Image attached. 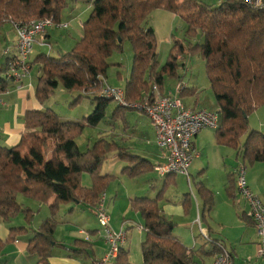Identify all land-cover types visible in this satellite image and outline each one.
<instances>
[{
  "label": "trees",
  "instance_id": "trees-1",
  "mask_svg": "<svg viewBox=\"0 0 264 264\" xmlns=\"http://www.w3.org/2000/svg\"><path fill=\"white\" fill-rule=\"evenodd\" d=\"M82 1L89 3L91 9L82 23L80 40L58 57L40 53L34 59L40 65L35 96L44 104L59 86L67 91H80L71 104L91 98L92 111L81 120H64L51 108L26 110L24 131L18 143L0 145V220L9 221L21 211L26 224H30L33 211L21 206L18 194L49 209V215L30 233L24 225L11 227L6 239L0 238V252L26 230L29 234L26 250L39 257L38 264H49L51 248L57 244L53 234L60 204L85 203L94 209L99 194L115 179V175L100 174L105 159L125 162L120 173L128 177L154 168L150 160L115 141L99 138L83 151L75 142L85 126H97L106 115L111 100L97 92L110 65L108 57L114 50H121L123 40H128L132 48L130 74L123 87L126 100L135 101L151 94L153 84L164 92L166 78L180 79L181 60L186 55L198 54L220 115L214 130L217 143L237 149V154L249 163L264 161V133L247 128L248 115L264 105V5L251 6L242 0H223L218 5L202 0ZM65 6L66 0H0V33L7 23L13 28L14 23L43 17L57 20ZM157 9L178 15L184 23V40H174L163 64L159 62L157 39L149 23L150 13ZM7 62L8 57L1 50L0 94L7 91L10 83L4 76ZM193 93V88L187 91L182 88L179 96ZM121 108L117 105L112 116ZM83 173L92 179L89 187L80 183ZM170 175H165L154 197L135 196L130 200V208L140 215L145 231L140 243L142 262L199 264L195 260L199 254L211 255L222 242L214 238L210 242L203 240L209 247L194 249L186 247L173 234L175 223L158 204ZM196 191L201 199L202 222L214 205V195L201 181L196 183ZM187 196L182 201L184 209L190 201ZM84 243L76 240L74 246L78 247L67 251L78 255L85 250ZM120 258L127 260L123 249L117 257Z\"/></svg>",
  "mask_w": 264,
  "mask_h": 264
},
{
  "label": "crops",
  "instance_id": "crops-1",
  "mask_svg": "<svg viewBox=\"0 0 264 264\" xmlns=\"http://www.w3.org/2000/svg\"><path fill=\"white\" fill-rule=\"evenodd\" d=\"M202 1H204L209 5H218L223 0H202ZM90 9H91V5L89 3H85V5H79L78 3H75L74 0H70L69 3L68 2L66 3V7L62 9V12L64 11L66 12V14L63 13L65 14L63 15V17L59 16V20L63 19L64 16L66 18L64 22L67 24V27L63 30L68 31L72 26V24L76 22L77 27L75 34L76 37L78 38L77 42L80 40L82 36V23L85 20V18H87L86 16L89 15ZM154 15H156L157 17L162 16L164 18L165 21L164 24L166 25L167 31L168 29L171 30L172 22L176 17L174 14L166 10L157 9L152 12V16ZM150 18L152 17L151 16L149 17V23H150ZM181 23H182V27L184 28V23L182 20ZM152 27L154 29V32H157L155 27L154 26ZM54 28L55 27L53 26L48 27L44 34L45 42H46L45 44H48V46L46 47L47 50H44V48L41 47L44 46L45 44H43L39 39L36 41L35 45L37 47H41V49H35V50L32 49V53L29 56V61L31 65L30 72L26 77L23 78L22 84L10 82L8 84L7 91L5 93L0 94V145L13 146L18 143L20 136L24 131L23 115L26 110H44L45 108H50L48 101L45 102L44 104H40L35 96V83L37 76L40 74V65L35 63L34 59L40 53H45L50 56L58 57L70 50L69 48L63 49L58 46L56 48L55 46H53L51 31L52 29L54 30ZM166 33L167 32H165V34ZM165 34L162 35L163 37H161V40L162 38H164ZM67 37L75 40L70 35V33H68ZM167 40H169V38L166 39V41ZM14 44H15V33L13 31L12 25L10 23H7L2 27L0 33V52L5 48H12ZM52 50L56 52L52 53ZM181 63H183V66L181 67L183 68L182 71H187L188 68L186 66L187 65L186 59L181 60ZM130 68H131V62H130L129 70L124 77V82H126L127 79L129 78ZM201 71L202 69L199 72ZM104 78H106V76H104ZM177 82L179 89L174 91L173 90L171 91V89H169V92L164 89V92L179 95V91L182 88L188 86L187 84L184 85L183 79H179ZM19 85L20 87H18ZM180 97L182 98L186 106L190 108L213 110V109H209L208 107H204V106L200 107L199 105H197V99L199 97L197 88H194L193 95H189V97L187 98L185 96H180ZM187 100L189 102H187ZM116 116H118V114H116ZM61 118L64 119L63 117ZM146 119L148 122H144V131H145L144 145H142L141 147L137 146L135 148L134 153L144 158H147L148 160L150 159L151 162L153 161L152 164L155 165L160 161H162L163 156L161 151L158 149V147L155 144L154 129L147 117ZM64 120H68V119H64ZM129 127L133 128L132 125L128 126V124L127 125L125 124L124 129L120 131V134L115 131L114 126L110 127L109 130L106 132L108 134L107 139L111 141H115L123 146H126L128 147L129 150H133L132 147L128 144L129 142L128 139L129 137H131V135L129 134L131 131L128 130ZM145 127L147 128V130L145 129ZM199 141H200L199 135L197 133L193 139V145L195 152H197L198 154L192 160L189 166V169L190 168L192 169L190 170L191 172L189 173L190 180L192 177V179H194L196 182L201 181L207 188H209L207 186L208 183L205 184L203 180L199 179L201 176H204V174L207 172L209 168H216L213 167L216 165L222 166V169L220 168L218 169L221 171V173L226 174L225 176H222L220 185H216V187L209 188L214 194V205L211 211L205 216L206 226L205 227L202 226L199 217V212L201 209V199L199 196H197L198 202L194 207L195 212L192 213L193 207L190 204L191 205L189 207L190 212L188 215L184 214V210H183L184 206L182 204L183 198H181L179 202H174V204L162 203L161 205H159L161 210L169 219H172L173 217H179V218L183 217L186 223L189 221L192 222L194 220L195 224L193 226H195L196 224L198 225L197 222L199 220L198 230L199 228H202L209 234L210 238L212 239L214 238L221 241L222 244L225 246V248L231 252L232 260L234 264H261V261L257 260L255 257V242L257 240V235H256V229L254 223L247 213L248 204L246 203L242 194L237 189L235 183V169L238 162H240L242 158L237 154V149H234L227 145L224 144L218 145L214 143V140H210L211 145L206 147L203 143ZM224 147H228V148H224ZM219 159H222V162H218ZM120 163H122V161ZM244 164L246 166V180L248 187L264 203V161H256L248 164L244 162ZM195 171L197 173L193 174V172ZM179 175L183 176V174H179ZM83 177L85 179L86 176H84L83 174L82 178ZM230 185L232 187L230 188V190H227V187H229ZM83 186L89 187L90 184ZM133 197L129 196L127 199L126 198L118 199L116 201V205H114L115 203L113 197L111 198L112 201L107 203L108 194L106 193V207L109 216L111 214L110 223L112 222V215L114 211H116L115 213L117 214L115 215V217L116 219L120 220L119 224L118 223L116 224L119 226V229L124 228L128 232L131 231V228L134 227V224L139 230H143L142 225H140L135 221L133 222L132 219L127 217L129 211H132L130 208V200ZM27 204H29L28 205L29 207H36V208L40 207V205L42 206L44 205L37 201L27 202ZM70 208L71 211L75 210V212H77L76 209H79V211H82L84 213L89 212L92 214L91 220H94V216H95L94 209H91L87 204L70 203ZM48 215H49V210L48 211L46 210V213L44 215L45 217L38 219L33 223L27 225H24L23 224L24 222L22 220H18V221L0 220V238L2 240L6 239L9 233V229L11 227H18L22 225H24L28 230V233H30L32 230H36L38 226L41 224V222ZM76 218H79V216H76ZM57 220H58V224L53 234L54 240L56 241L57 244L53 245L51 248V255L48 257L49 264H93L94 260H96L103 254L106 245L102 238L103 232L101 228L88 229V225L85 223L86 220H84L81 223V225H77V224L74 225V221H72L71 224H69L70 222L68 220L63 221L61 219L59 213L57 215ZM61 223L64 224L62 225ZM66 223L69 224L70 226L66 225ZM116 224L112 223L114 227H117ZM193 226L190 229V231H191V236L193 238L192 244L193 245L195 244V247H191V248L197 249L200 246H203L204 248L207 249L209 246L208 244H205L203 239H201L202 241L198 243L197 241L198 239H196ZM26 233L27 231L25 230L23 233L16 236L14 241L9 242L5 245V247L0 252V264H38L37 262L39 257L35 254L28 253L26 250L27 238L29 236V234ZM173 234L186 247H188L187 244L188 238L185 233L177 234L174 233V229H173ZM76 240L85 242L84 244L87 245V246L82 245L85 246V250H82L78 255L76 254L74 255L71 252L67 251L68 248L78 247V246H74V242ZM127 240L130 243V237L128 239V235L126 241L121 246V250L122 249L124 251L126 250V252L129 251V247H130L127 244ZM197 243L199 244V246H196ZM215 252L217 251H214V253ZM214 253L208 255L209 261L207 263H209L212 260V256ZM199 256H201L200 259ZM199 256L198 259L201 260V262L203 263V259H202L203 255L199 254ZM121 261H123L122 258H120L119 260L117 258L111 259L107 264H120ZM128 264H132L130 263L129 258H128ZM133 264H143V262L137 259L136 263Z\"/></svg>",
  "mask_w": 264,
  "mask_h": 264
},
{
  "label": "rangeland",
  "instance_id": "rangeland-1",
  "mask_svg": "<svg viewBox=\"0 0 264 264\" xmlns=\"http://www.w3.org/2000/svg\"><path fill=\"white\" fill-rule=\"evenodd\" d=\"M69 3L70 0H66V3ZM75 3H78L79 5H85V3L82 0L75 1ZM66 7V6H65ZM64 7V8H65ZM63 8V9H64ZM153 12V11H152ZM152 12L150 13V23L152 26L155 27L156 31L155 36L157 39V51H158V59L160 64H163L168 56L169 50L176 39L184 40V28L182 27L181 19L178 15L174 14L176 17L171 25V30L166 29V25L164 24V18L162 16L157 17L156 15L152 16ZM66 12H60L59 16L63 17V14ZM88 15V14H87ZM149 16V17H150ZM87 17V16H86ZM86 19V18H85ZM66 20L65 16L63 19H61V22H64ZM72 27V28H71ZM68 31L63 30L65 28L57 27L54 30L51 31V38L53 46L55 48L61 47L63 49L66 48H73L77 43V37H76V27L77 24L74 22L72 26ZM165 32H167L165 34ZM70 33V35L75 39L68 38L67 35ZM164 35V38L162 35ZM166 41V39H168ZM199 39V35L196 36L195 40ZM194 40V42H195ZM193 42V40H192ZM36 44V43H35ZM33 45V50L35 49H41V47L44 48V50H47L48 44H45L44 46L37 47L36 45ZM71 46H68V45ZM56 50V49H55ZM56 51L52 50V53H55ZM32 53V52H31ZM56 55V54H54ZM132 59V48L131 44L128 40H123L122 42V48L121 50H114L111 55L108 57V62L110 65L106 69V78L105 82H107L108 85H111L113 87H123L124 85V77L127 74L130 66V62ZM184 59H186L187 63V71H182L183 68L182 65L178 69V74L180 75V79H183L184 85H188L185 88V91L190 90V88H197L198 90V99H197V105L200 107H208L209 109L217 110L216 104L213 98V95L209 89V82L205 75L204 63L201 59L200 55L193 54L189 56H185ZM182 59V60H184ZM202 69L201 72H199ZM201 73V74H200ZM179 79L175 78H166L164 81V89L169 92V89L171 91L176 90ZM100 89L98 90L97 94H99ZM170 91V92H171ZM80 91H67L63 89L62 87H58L54 90L52 96L48 100L49 107L52 108V110L57 113L59 116L63 117L64 119L68 120H81L83 117L87 116L94 107V100L91 98H81L78 100L77 103L71 104L72 100H74ZM186 98L189 97L188 95L185 96ZM187 102H189L187 100ZM117 107V103L113 100L110 101L107 109H106V115L103 118V120L95 127H89L85 126L82 131L75 137V142L78 146V148L83 151L87 147H90L93 145V143L99 139V138H105L107 139L108 134L106 133L110 127H115V131L120 134V131L124 129V125L128 124L129 127L128 130L131 132L129 133L131 137H129L128 144L132 147L133 150H130L132 152H135V148L137 146L141 147L144 145V122H148L145 114L141 110L137 109H129L123 107L118 110V116H112L114 108ZM194 109V108H192ZM262 124V125H261ZM247 128L248 129H255L259 130L264 133V105L258 107L255 111L250 113L247 117ZM147 130V128L145 127ZM199 135V142L203 143L206 147L210 146V140H214V143L218 144L215 139L214 130L210 128H203L198 132ZM245 138V134L243 139ZM242 139V140H243ZM203 140V142H202ZM242 142V141H241ZM240 142V144H241ZM213 143V144H214ZM127 145V144H126ZM219 145V144H218ZM126 147V146H125ZM128 148V147H127ZM228 148V147H224ZM232 152V151H231ZM150 160V159H149ZM153 160V159H152ZM244 161V159H242ZM151 161V160H150ZM121 161H118L116 158H107L105 159L99 169L100 174H112L115 175V179H112L108 182V185L104 188V192L108 194L107 203L112 201V197L114 198V205H116V201L118 199H127L129 196H155L156 193L159 191L161 186L163 185L164 178L160 177L158 173L153 169L151 171L145 172L142 175L136 176V177H128L125 174H121L120 170L123 165H125V162L120 163ZM153 162V161H152ZM161 162V161H160ZM218 162H222V159H219ZM246 164L249 162L247 160L244 161ZM216 168H209L207 172L204 174V176H201L199 179L203 180L205 184L208 183V187H216V185L221 184V178L222 176H225L226 174L221 173V171L218 169H222V166H213ZM192 170L191 168L188 169V172L190 173ZM198 171V170H196ZM193 172V174L197 172ZM85 177L82 178L81 176V185H91L92 179L88 173H83ZM82 174V175H83ZM197 176V174H196ZM165 177V176H164ZM211 179V180H209ZM165 188L163 190V193L159 199V205L162 203H169L174 204V202H179L181 198H183L187 194V198L190 200L189 204L188 201L186 203V209L183 208L184 214L188 215L190 212L189 207L192 205V213L195 212V206L198 202V195L196 191V181L194 179L190 180V183H188L186 177L179 174L170 175L167 178ZM85 183V184H84ZM212 185V186H211ZM130 189V190H129ZM214 195V194H213ZM17 200L19 203H21V206L30 208L31 211H33V216L31 218V222L41 219L45 217L46 210L48 211L47 205H40V207H29L27 202L34 201L33 199L27 198L22 194H18ZM191 204V205H190ZM63 208V209H62ZM70 208V203L68 204H60L58 213L59 216L63 221L68 220L71 224L72 221H74V225H81V223L86 220V224L88 225V229H94V228H100L98 221L96 217L94 216V220H91L92 214L89 212H82L79 211V209L72 210L71 212L68 211ZM114 211L112 215V222L110 223L112 228L115 230H119V226L116 224H119L118 219H116ZM76 216H79V218H76ZM89 216V217H88ZM111 216V214H110ZM109 216V217H110ZM124 217V216H123ZM122 217V218H123ZM128 218L132 219V221L139 223L143 226L142 219L140 215L137 212L129 211ZM126 217V219H127ZM197 218V217H196ZM75 219V220H73ZM11 221H18L22 220L24 225H27V221L24 218V213L19 212L10 219ZM175 223L174 227V233H185L188 241V247H195V244L193 245V238L191 236L190 229L195 224L194 220L192 222H185L184 218L179 217H173L171 219ZM113 224H116L117 227H114ZM178 223V224H176ZM192 223V225H191ZM202 226L205 227L206 223L205 221H202ZM62 225L64 223H61ZM66 223V225L70 226ZM61 225V226H62ZM65 225V226H66ZM196 239H198V243L201 240L199 236V230L198 225L196 224L193 226ZM144 230V229H143ZM139 230L135 224L134 227L131 228V231L128 232V239L130 237V243L127 240V244L129 247V251L127 252V260L121 261L120 264H128V258L130 263H136L137 259L142 261V255L140 250V242L144 239L145 231ZM196 244V246H199V244ZM191 245V246H189ZM126 251V250H125ZM130 256V257H129ZM201 256H199V259ZM131 259V260H130ZM198 257L195 258V260L201 264V260H199ZM203 263L208 264L209 261L208 256H202Z\"/></svg>",
  "mask_w": 264,
  "mask_h": 264
},
{
  "label": "built area",
  "instance_id": "built-area-1",
  "mask_svg": "<svg viewBox=\"0 0 264 264\" xmlns=\"http://www.w3.org/2000/svg\"><path fill=\"white\" fill-rule=\"evenodd\" d=\"M251 6L264 5V0H242ZM66 28L67 24L53 17H43L17 22L13 24L15 44L12 48L2 50V55L8 57L4 76L9 82L20 83L30 72L29 56L33 45L39 39L45 44V31L48 27ZM20 87V85L18 86ZM179 89L177 85L176 90ZM117 103L118 106L141 110L148 118L155 133V144L161 151L163 159L154 165V170L160 177L167 174H183L190 183L188 172L192 160L197 156L193 139L203 128L216 129L220 115L217 110L192 109L184 103L177 94L160 92L153 84L151 94L135 101L125 98L124 89L113 87L102 79L98 94ZM235 183L239 192L248 204V215L252 219L257 240L255 242V257L264 264V203L248 187L246 180V166L241 160L235 169ZM95 217L102 229V238L106 245L103 254L94 260L93 264H107L111 259L119 256L121 246L127 239L128 231L124 228L115 230L110 225V217L106 207V192L99 194L94 207ZM199 225V220H198ZM199 235L204 241L210 242L209 234L199 228ZM219 250L212 256L208 264H234L231 252L219 242Z\"/></svg>",
  "mask_w": 264,
  "mask_h": 264
}]
</instances>
